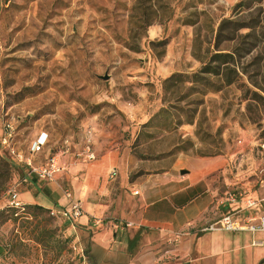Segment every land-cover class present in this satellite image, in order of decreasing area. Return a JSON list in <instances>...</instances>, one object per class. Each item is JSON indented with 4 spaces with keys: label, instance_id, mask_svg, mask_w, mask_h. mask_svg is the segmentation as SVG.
I'll use <instances>...</instances> for the list:
<instances>
[{
    "label": "rangeland",
    "instance_id": "obj_1",
    "mask_svg": "<svg viewBox=\"0 0 264 264\" xmlns=\"http://www.w3.org/2000/svg\"><path fill=\"white\" fill-rule=\"evenodd\" d=\"M224 19L242 27L217 37ZM220 52L231 55L211 63L220 74L199 73ZM4 118L25 157L39 130L57 150L88 126L146 172L223 155L210 180L221 212H234L239 193L259 194L264 0H0V133ZM5 158L0 144V264H91L88 230L68 231L41 205L9 206L27 167Z\"/></svg>",
    "mask_w": 264,
    "mask_h": 264
},
{
    "label": "crops",
    "instance_id": "obj_2",
    "mask_svg": "<svg viewBox=\"0 0 264 264\" xmlns=\"http://www.w3.org/2000/svg\"><path fill=\"white\" fill-rule=\"evenodd\" d=\"M95 131L88 126L69 136L72 143L68 145H72L57 156L64 169L54 181L31 175L19 189L21 203L41 205L49 212L69 208L63 189L72 191L83 215L75 221L53 217L66 224L68 231L78 227L90 232L86 258L91 264H257L264 258V232L206 229L225 215L210 180L224 171L225 156L187 158L165 170L146 172L135 156L115 148L107 132L100 136ZM42 132L47 133L48 143L35 154L36 165L58 150H53L58 141L46 129L37 131L34 140ZM89 134L95 159L84 161L76 152L84 149ZM113 171L116 175L111 177ZM261 210L258 206L249 213L255 216ZM94 217L101 224L94 225ZM118 221L133 225L120 227Z\"/></svg>",
    "mask_w": 264,
    "mask_h": 264
},
{
    "label": "built area",
    "instance_id": "obj_3",
    "mask_svg": "<svg viewBox=\"0 0 264 264\" xmlns=\"http://www.w3.org/2000/svg\"><path fill=\"white\" fill-rule=\"evenodd\" d=\"M48 143L47 133L42 132L39 136L35 138L31 147L30 154L31 156H24L21 152L15 147V128L13 123L4 118L2 120V131L0 133V144L2 148L8 151L12 155V160L17 163H23L28 168L25 176L20 179L10 183L5 191V195L8 197V204L14 208H23L24 204L19 200V189L22 184H28L31 175L36 176L39 180L42 181H54L55 174L64 169L63 165L58 164L57 156L68 151L69 145L67 141L63 143V146H60L56 154L50 155L43 164L36 165L34 163V154L39 153ZM91 134L88 135L86 139V144L82 151L76 152V156L79 159L84 161H91L95 159V154L91 148ZM262 153H264V143L261 145ZM116 175V172L111 173V177ZM136 192V191H135ZM64 196L69 201V208L62 209L59 211L50 210L51 216L60 215L62 217L68 218L71 221H75L83 215V209L81 202L73 198L72 191L69 188L63 189ZM239 198H242V206L237 211L226 213L223 215L217 222L209 225L206 229L215 230L221 229L224 231H248L251 233L264 232V161H262L259 168V196L257 198L247 197L239 193ZM229 202L235 203L237 197L234 194L229 195ZM258 206L262 207V210L259 214L252 216L249 211L257 208ZM243 212H247L244 214ZM239 214L236 218L235 216ZM101 220L93 218V224H101ZM117 226L120 227H129L133 224L129 221H118L116 222ZM256 243H261L257 241Z\"/></svg>",
    "mask_w": 264,
    "mask_h": 264
},
{
    "label": "trees",
    "instance_id": "obj_4",
    "mask_svg": "<svg viewBox=\"0 0 264 264\" xmlns=\"http://www.w3.org/2000/svg\"><path fill=\"white\" fill-rule=\"evenodd\" d=\"M242 25H240L236 20H228V19H224L220 22V24L218 25V30H217V37L220 36L222 30L226 29V30H238L239 28H241ZM231 55L229 53H213V55L210 57L209 62L207 63H203L202 67L199 70V73H206V74H215V75H219L220 71H219V67L217 66H213L211 65V63L213 62H218L219 64H225L228 63L230 61ZM195 77H198V74L194 75ZM228 83H230V80L228 81ZM3 163L5 164V166L7 167H13L14 168V161H9V159H3Z\"/></svg>",
    "mask_w": 264,
    "mask_h": 264
},
{
    "label": "water",
    "instance_id": "obj_5",
    "mask_svg": "<svg viewBox=\"0 0 264 264\" xmlns=\"http://www.w3.org/2000/svg\"><path fill=\"white\" fill-rule=\"evenodd\" d=\"M99 77H100L101 79L106 80V79H108L109 76H108L107 74H104V75H100ZM262 262H264V258L260 259L259 262H258L257 264H261Z\"/></svg>",
    "mask_w": 264,
    "mask_h": 264
}]
</instances>
